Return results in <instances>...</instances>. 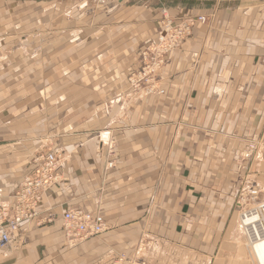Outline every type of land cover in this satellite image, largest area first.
Instances as JSON below:
<instances>
[{"label": "crops", "instance_id": "1", "mask_svg": "<svg viewBox=\"0 0 264 264\" xmlns=\"http://www.w3.org/2000/svg\"><path fill=\"white\" fill-rule=\"evenodd\" d=\"M44 1L32 23L0 0V201L12 206L33 160L52 149L63 180L0 248V264H77L80 250L121 251L144 235L177 247L189 245L188 232L230 236L235 245L240 154L264 135V0ZM162 9L210 21L168 53L167 93L149 97L128 76L163 31ZM250 171L264 187V161ZM69 208L100 212L108 231L68 246Z\"/></svg>", "mask_w": 264, "mask_h": 264}, {"label": "built area", "instance_id": "2", "mask_svg": "<svg viewBox=\"0 0 264 264\" xmlns=\"http://www.w3.org/2000/svg\"><path fill=\"white\" fill-rule=\"evenodd\" d=\"M166 16L168 19L163 31L141 50L147 66L142 71L133 70L128 76L129 84L135 92H145L146 84L144 82L152 79L154 70L162 66L168 53L193 34L192 31L197 23L206 24L208 22V17L205 15L180 18V20L171 18L168 14ZM155 87L153 86V88ZM166 93V89H161L156 94L163 96ZM244 147L240 159L244 162L243 173L245 175H242L243 184L236 206L239 210L240 227L243 235H246L251 256L258 264L253 247L264 241V189L260 183L249 177V173L253 160L258 158L264 161V135L247 140ZM60 160V153L53 149L38 155L33 160L37 168L26 179L24 186L14 193L13 205L7 207L0 201L1 249H7L10 246L13 232L18 230L25 221L33 220L39 216V205L45 197L44 195L54 185L62 182ZM107 165L111 169L114 167V161H109ZM62 217L65 240L71 247L82 244L92 237H97L109 229L104 215L100 212L69 208L64 210Z\"/></svg>", "mask_w": 264, "mask_h": 264}, {"label": "rangeland", "instance_id": "3", "mask_svg": "<svg viewBox=\"0 0 264 264\" xmlns=\"http://www.w3.org/2000/svg\"><path fill=\"white\" fill-rule=\"evenodd\" d=\"M37 1L42 2L43 0H36V1L10 0L11 6L15 7L14 13H17L18 16L17 20L19 21V16L22 13V14L30 15V21L33 23L34 19L36 20L37 18L36 17V15L38 14L37 9H39L37 4H35ZM60 1L67 2L68 0H60ZM73 1L77 5L83 0H73ZM88 1L89 3L93 4L99 0H88ZM44 2L48 3L51 2V0H45ZM136 2L142 3L143 0H130L128 4H132ZM0 7L4 9L3 5ZM2 12L0 14V29H2L5 25ZM166 15H167L166 9H162L160 15L161 16L160 22H161V27L163 28L168 19ZM168 16L173 18L170 14H168ZM195 16H200V15H194L193 18ZM176 20H180V18ZM209 21L210 20L208 17V22L203 25H208ZM44 29L48 31L49 30L48 25L45 26ZM40 33L41 31L34 34L38 38L39 36L38 34ZM26 34L27 32H23L17 35L14 34L13 36L8 35L9 37L8 40L7 38H5L7 36H5L3 43H7V42L18 43L23 38H26L24 36H28V34L27 35ZM191 36L184 39L180 43V45L184 43ZM180 45H176L174 49L178 48ZM174 49H172L171 51H173ZM138 62L139 64L136 69H139L140 71L144 70V68L147 66L146 64L147 62L143 60V55L141 54V52L139 55ZM166 64L167 62L165 60L159 69L154 70V75L152 79L146 80L144 82L146 84V86L144 87L145 92L143 91L141 92L145 93V95L149 97H153V96L161 97L156 93L161 89H165L163 70ZM153 86L156 87L153 88ZM250 172L251 173H249V177L253 179V177L250 176L253 173L252 171ZM244 175L245 174L243 173V176ZM257 180H259L258 177ZM254 181L256 182V179ZM259 181H262V183L264 184V176L262 177L260 176ZM242 184H243L242 178H240L238 183L239 192L242 187ZM239 192L235 200V206L238 201ZM236 218H237L236 220H238L239 227L236 226L235 228V233L237 237L235 245H234L235 239L231 238L230 236L229 237L221 236V238L219 236L217 237L215 236V238L212 237L208 239L207 238L198 239L195 235L189 234L190 232H188V236L190 239L189 245L183 247H177V246H173L172 243L170 244V243H166L165 241L153 240L151 236L144 235L141 237L139 243H137L135 246L121 251L108 252V250L106 249L101 250L100 248L95 249L94 247L93 255L91 254L89 255L86 252L84 253V251L80 250V252L83 255L77 258V264H92V263L93 264H256L254 258L251 256V252H250L251 249L248 245V240L246 238V235H243L242 229L240 227L239 210L237 206H236ZM107 231H105L104 233H106ZM97 237H92L91 239L84 241V243L90 240H95ZM84 243L73 246V248L74 247L76 248L79 245H83Z\"/></svg>", "mask_w": 264, "mask_h": 264}, {"label": "bare ground", "instance_id": "4", "mask_svg": "<svg viewBox=\"0 0 264 264\" xmlns=\"http://www.w3.org/2000/svg\"><path fill=\"white\" fill-rule=\"evenodd\" d=\"M253 249L258 264H264V241L254 245Z\"/></svg>", "mask_w": 264, "mask_h": 264}]
</instances>
